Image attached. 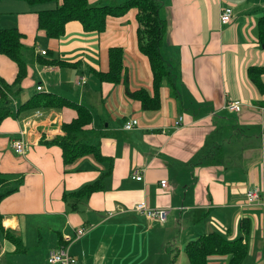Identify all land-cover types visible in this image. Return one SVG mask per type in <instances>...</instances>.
<instances>
[{"label":"crops","instance_id":"0c3cea01","mask_svg":"<svg viewBox=\"0 0 264 264\" xmlns=\"http://www.w3.org/2000/svg\"><path fill=\"white\" fill-rule=\"evenodd\" d=\"M160 1L166 20L160 51L169 71L157 87L148 57L139 50L136 8L108 16L101 32L85 31L79 20H69L63 37L51 38L38 28L37 12L46 7L0 0V28L21 32L23 47L33 48L35 64L26 62L21 90L10 92L13 114L0 120V172L15 184L19 181L0 199V264L11 253L27 250V214L59 218L50 226L57 231L55 244H68L76 264H158L164 249L161 264H189V242L209 231L229 239L244 235L239 222L248 218L244 263L264 264V72L262 90L249 75L250 67L264 66L258 25L264 0ZM225 5L234 9L227 23L220 20ZM111 48L121 52L116 73H109ZM52 58L65 64L39 60ZM18 69L12 57L0 53L5 82L13 83ZM82 76L85 83L78 82ZM37 79L47 92L89 109L91 120L79 138L98 144L103 156L87 153L66 164L62 147L51 142L65 134L64 123L78 117L74 106L15 111L36 92L29 86ZM145 98L153 106L145 107ZM234 98L243 102L239 112L224 107ZM179 116L183 119L177 124ZM130 118L138 123L125 129ZM14 139H23V153L12 148ZM133 171L142 173V179L133 178ZM161 180L167 184L162 186ZM93 182L101 186L84 200L85 216L67 211L65 192ZM251 188L262 190L260 202H248ZM139 201L170 207L167 220L160 223L134 211ZM166 223L153 231L155 224ZM173 223L183 238L171 239ZM81 226L86 232L75 238ZM152 231L157 235L153 241L148 238ZM173 242L178 253L170 257ZM136 248L142 251L139 256L132 254ZM182 250L185 263L180 261ZM228 260L227 255H209L207 264ZM26 262L38 264L35 256Z\"/></svg>","mask_w":264,"mask_h":264},{"label":"trees","instance_id":"16d2710c","mask_svg":"<svg viewBox=\"0 0 264 264\" xmlns=\"http://www.w3.org/2000/svg\"><path fill=\"white\" fill-rule=\"evenodd\" d=\"M29 4H42L56 1L58 4L51 8L40 9L38 13V28L45 31L48 37L61 38L65 33V25L69 20H79L85 31L101 32L105 29L108 16H120L129 9L136 8L137 37L139 50L148 57L153 71V82L159 86L160 80L168 74L169 63L161 54L164 36L166 32V20L161 16L160 3L157 0H124L120 3H107L91 5L89 0H25ZM259 35L264 44V16L259 19ZM22 34L16 27L0 28V53L12 57L18 64V74L11 84L5 82L0 77V120L12 115L13 110L8 104L11 101L10 92L21 90L23 78L26 76V61L22 56L23 43ZM47 52V51H46ZM110 72L116 73V68L121 65V52L119 48L110 49ZM41 63L65 64L64 62L52 58L49 60L39 59ZM264 66H252L249 69L251 79L262 90L263 84L260 80ZM104 76V75H102ZM106 77V76H104ZM116 78V74L112 76ZM148 98L143 100L146 107L149 104ZM63 104L74 106L78 111V117L71 122L64 123L65 134L56 136L51 142L58 143L63 149V157L66 164L71 163L77 157L94 153L98 157L103 156L98 144L84 142L79 138L82 126L91 120V113L88 108L77 104L74 101L63 98L57 93L39 91L25 102L21 103L15 111L36 107H57ZM16 112V113H17ZM19 182V181H18ZM9 181L4 173L0 172V199L9 194L19 184ZM98 182L87 183L74 191H67L64 194L67 209L81 210L80 204L91 194L100 188ZM240 229L244 235L229 239L219 232L209 231L200 234L196 239L186 245V254L189 264H207L209 255H227L228 264H245L244 259L249 247L244 236L248 233L249 219L243 218L239 222Z\"/></svg>","mask_w":264,"mask_h":264},{"label":"rangeland","instance_id":"374dc122","mask_svg":"<svg viewBox=\"0 0 264 264\" xmlns=\"http://www.w3.org/2000/svg\"><path fill=\"white\" fill-rule=\"evenodd\" d=\"M122 1H124V0H89V3L91 5H96V4H105V3H108V4L109 3H120ZM157 1L160 3V6H161L162 2L160 0H157ZM169 2H170V0H169ZM57 4H58V2L52 1V2H46V3L38 4V6L50 8V7L56 6ZM22 56L28 64L35 65L33 60H32V56H33L32 46L25 45L23 47ZM38 83L42 84L43 88H45L46 84H44V82L41 79H37L36 81H34V83H32L31 86H29V87H32L33 92H35L37 90L36 86L38 85ZM21 94L22 93L18 94L16 99H19V95H21ZM8 106H10V107L13 106L12 100L9 102ZM89 142L94 143V141H89ZM80 208H81V210H78L77 213H79L82 217H84L86 214V210L88 208L87 202L86 201L82 202V204H80ZM67 211H70V209L68 208ZM51 219L52 220L42 218V215H40V214H27L26 219H25V225L29 224V227L27 229L25 227V232L23 231L24 236H25V241H26V243H24V247L27 250L24 252H20L18 254L11 253L10 254L11 256L6 258V260H5L6 264H28L26 262V260L30 256H35L36 263H38V264H41V263L48 264V262H47L48 258H47L46 252H47V250H49L52 247V245L55 244V241L58 237L57 231H55V227L52 228L50 226L54 222L58 221L59 218H57L56 216H53V218H51ZM167 224L168 223H166L164 225L155 224V226H154L155 229L153 231H157L159 227H167L166 226ZM53 229H54V231H53ZM168 229L174 230L171 239L174 238L176 240H179V239L183 238L184 234H183V232H180L179 226H175L173 223V224H170V227ZM153 231L148 234L149 235L148 238L151 239L152 241L157 238V235ZM0 238H1V235H0ZM172 244H173V248L171 245H169V249H168L170 257H174V256H176V253H178V251L174 250L175 243L173 242ZM166 245H167V243H166ZM55 246H56V244H55ZM57 246H59V245H57ZM141 253H142V251H140L138 248H136L132 252V254H135L136 256H139ZM166 253L167 252L165 251V249H164V251L161 250L158 253V264H161L166 259ZM136 256H134V257H136ZM179 256H180V261H182L184 263H185V260L187 261V257L184 254L183 250L180 252Z\"/></svg>","mask_w":264,"mask_h":264},{"label":"built area","instance_id":"2783aa9c","mask_svg":"<svg viewBox=\"0 0 264 264\" xmlns=\"http://www.w3.org/2000/svg\"><path fill=\"white\" fill-rule=\"evenodd\" d=\"M234 15V9L232 5H225L221 9L220 13V20L223 23L229 22ZM42 54L46 53V50L42 49L41 50ZM79 83H85L86 82V77L82 76L79 81ZM36 89L39 91H46L43 90V85L38 84L36 86ZM224 107L229 110V111H236L239 112L241 111L243 107V102L240 99L234 98L228 100ZM183 117L179 116L177 119V124H179L182 121ZM138 123V119L136 118H130L126 120L123 124V127L125 129H131L134 126H136ZM25 130L23 129L21 133H24ZM12 148L17 152V153H23L25 151V143L23 139H14L12 141ZM132 177L141 180L142 179V173L139 171H133ZM167 184L166 180H161V185L165 186ZM246 197L247 200L250 204L258 203L261 201L262 197V190L260 188H251L246 191ZM132 209L138 213L144 214L146 217L154 219L160 223H164L168 215L171 211L170 207H151L146 204L145 201H139L135 203L132 207ZM86 232V229L84 227H77L75 230V238L81 237L84 233ZM48 262L53 263V264H76L77 259L74 257L73 254H71L69 250V245L68 244H62L59 245L56 249H53L49 255H48Z\"/></svg>","mask_w":264,"mask_h":264},{"label":"water","instance_id":"95a60500","mask_svg":"<svg viewBox=\"0 0 264 264\" xmlns=\"http://www.w3.org/2000/svg\"><path fill=\"white\" fill-rule=\"evenodd\" d=\"M263 47H264V44H263Z\"/></svg>","mask_w":264,"mask_h":264}]
</instances>
